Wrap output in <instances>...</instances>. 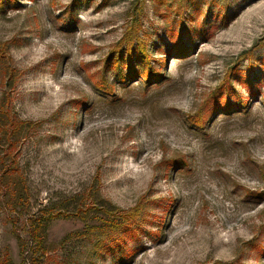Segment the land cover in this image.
Listing matches in <instances>:
<instances>
[{
    "label": "rangeland",
    "instance_id": "obj_1",
    "mask_svg": "<svg viewBox=\"0 0 264 264\" xmlns=\"http://www.w3.org/2000/svg\"><path fill=\"white\" fill-rule=\"evenodd\" d=\"M5 1L0 44L17 79L0 75V99L38 127L16 149L28 210L15 227L0 191V264H264V197L250 195L264 191V0ZM136 21L163 73L153 88L116 84L105 66L125 58ZM223 88L245 107L207 117ZM90 193L122 211L140 204L132 232L95 250L96 218H55L31 263L26 218Z\"/></svg>",
    "mask_w": 264,
    "mask_h": 264
},
{
    "label": "trees",
    "instance_id": "obj_2",
    "mask_svg": "<svg viewBox=\"0 0 264 264\" xmlns=\"http://www.w3.org/2000/svg\"><path fill=\"white\" fill-rule=\"evenodd\" d=\"M140 1L143 2L144 0H138L137 2L140 3ZM176 1L180 2V0ZM4 3H6L5 0H0V7ZM136 26L137 21L133 26L130 25L127 36L123 40L125 58H122L119 53L115 52V54H118L117 59H107L105 66L113 70L112 77L116 84L126 85L136 79L139 86L153 88L159 85L163 79V73L151 66L143 43L137 36ZM128 32H131L130 37ZM133 40L137 41L138 50L141 55H144L143 67L141 69L137 66L135 67L133 64L135 58L131 50ZM5 48L4 45L0 44V75L5 78L6 84L11 87L17 79V73L6 65L8 58L4 53ZM182 53L183 50L181 49L178 55H182ZM122 64H126V71L123 70ZM96 85V89L101 86V91H99L102 94L111 92V85L106 81ZM224 91L225 97L222 98ZM218 96L214 103L206 105L204 113L208 115L207 117H210L216 112H229L234 108L243 109L246 105L241 100H238L237 103H231L226 97V90L224 88L220 89ZM191 124L194 129L202 130L205 127V120L202 117V113L195 115ZM37 127L38 125L34 122L16 119L10 108L8 94L2 96L0 99V191L3 196H6L2 203V210L6 212L13 227L18 222V217L20 215L26 216L27 214L25 212L28 210L27 189L19 173L15 155L17 152L16 149ZM177 166L186 168L187 163L178 159H173L168 162V167L170 168ZM250 195L264 197V191L256 194L250 193ZM141 209L139 204L128 211H122L111 203L98 200L93 193L87 196H74L70 200H67L66 203L62 202L59 208L56 209H43L38 215L27 217L25 221L28 227L29 239L32 243L31 249L29 250L31 254V257H29L30 262L38 263V260H40L38 258L45 255L46 229L49 221L55 218L74 216L84 222H89L91 218H96L95 220L98 221V225L92 226L91 228H94L93 230H96L98 235H94L93 231H91L88 237L96 236V246L99 247L95 248V250H101L102 248H106L105 241L103 240L105 237V240L112 239L113 242L118 244V235L120 233L127 234L132 232L131 228L140 216Z\"/></svg>",
    "mask_w": 264,
    "mask_h": 264
}]
</instances>
